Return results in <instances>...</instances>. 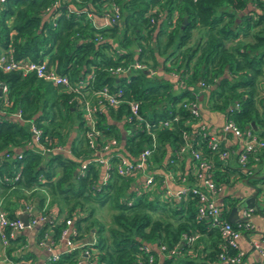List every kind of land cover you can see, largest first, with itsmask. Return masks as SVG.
Masks as SVG:
<instances>
[{
	"label": "trees",
	"instance_id": "obj_1",
	"mask_svg": "<svg viewBox=\"0 0 264 264\" xmlns=\"http://www.w3.org/2000/svg\"><path fill=\"white\" fill-rule=\"evenodd\" d=\"M53 1L1 0L0 51L10 47L14 59L34 61L47 55L48 65L66 74L72 84L81 80L84 85L81 93L66 92L31 71L0 69L5 86L0 92V193L12 188L17 197H24L20 191L30 189L37 208L47 211L56 203L59 211L63 209L61 219L38 224V239L47 229L53 240L58 239L66 218H74L72 238L93 232V242L61 252L53 264H76L84 250L89 264H133L145 258L141 246L159 243L167 248L178 244V252L159 259L150 248L152 264H220V253L235 254L208 219L196 216L195 197L176 200L162 195V180L166 170L188 173L189 159L176 154L184 132L193 147L221 165L199 140L195 118L182 102L196 100L200 111H220L240 128L253 121L255 128L251 127L264 139L259 94L264 91V0H113L120 18L107 25L92 24L87 14L100 16L111 0L61 1L46 13ZM134 60L144 68H130L125 74L109 71ZM170 72L177 77L163 76ZM199 81L206 89L195 96ZM102 86L110 92L120 88L125 99L138 100L139 115L150 123L172 120L170 127L155 129L152 145L143 122L127 120L125 102L103 105L94 115L101 136L114 137L123 154L130 157L144 146L151 149V190L135 187L138 180L120 176L113 168L105 182L99 180L76 97L94 99ZM17 111L19 117L14 115ZM30 124L40 130L39 142L53 149L40 153L29 147ZM57 145L66 151L54 149ZM257 157H249V162L264 166V150ZM240 173L226 165L216 168L214 177L227 183L230 175ZM249 182L264 185V177ZM104 204L112 209L108 225L93 214V205ZM183 233L196 238L187 242Z\"/></svg>",
	"mask_w": 264,
	"mask_h": 264
},
{
	"label": "built area",
	"instance_id": "obj_2",
	"mask_svg": "<svg viewBox=\"0 0 264 264\" xmlns=\"http://www.w3.org/2000/svg\"><path fill=\"white\" fill-rule=\"evenodd\" d=\"M1 1V0H0ZM61 1L68 0H54L52 4L46 7L45 12L49 13L54 11L55 7ZM72 6L68 5V10ZM55 14V13H53ZM91 18V22L94 25H107L116 22L120 18V9L118 4L111 0L107 3L104 11L99 16L101 22H96L91 15L87 14ZM91 16V17H90ZM97 38V37H96ZM95 38V39H96ZM130 68L141 69L144 65L136 60L126 65H118L114 68H110L112 74H125ZM0 69L2 71L19 70L22 74L27 72H33L37 77L44 81L50 82L53 85L60 86L66 92L81 93L80 87L84 85V81L79 80L72 84L66 74H61L56 71L54 65H48L46 59L34 61L30 59H14L12 49L10 47L0 51ZM151 73L153 70H149ZM171 75L175 78L177 75L171 72ZM206 89L203 81H199L197 89L194 91L195 96L197 93H201ZM5 90V86L1 85V91ZM122 90L117 88L115 91L110 92L106 86H102L97 90L94 95V99L85 98L83 96H77V104L80 108L84 130L83 137L86 145L92 151L94 161L97 166L103 168V173L99 177L101 182H105L108 178V169H112L116 174L120 176H128L135 178L139 182L134 185L137 188L143 190H151L154 187L153 170L154 163L150 159L151 149L148 146L142 147L133 156H127L119 151V144L114 137H102L101 131L95 124V112L99 107L113 106L116 107L119 103L125 102L128 109L127 120L130 123L137 125L140 121L143 122V129L148 133L152 139V145H154V131L157 128H168L172 125L171 119H159L155 123H150L143 119L139 115V101L134 98L125 99L122 97ZM181 105L188 110V112L194 116L195 120L194 128L196 134L200 137V141L205 143V146L220 160V166L217 167L211 156L205 155L200 149L192 146L189 138V133L184 132L182 134L183 142L176 149V154L181 156L185 154L189 159L188 173L183 172L181 169L166 170L163 172V190L162 195H171L176 200L184 199L190 195L195 197L196 202V216L204 217L209 220V224L217 228L219 235L225 241L226 245L235 248L237 251L235 254H229L223 251L219 254L220 264H237L240 263L243 258V251L238 247V239L241 236L247 235L253 228V222L251 221L252 207H242L237 210V220L230 222L225 218V214L228 211V202L219 195L222 189V183L218 182L214 177V171L216 168L223 169V166L235 167L240 170L241 173L237 175H230L228 177L229 182L232 179H243L250 175L260 174L264 168L256 161H250L249 157L256 160L257 155L264 150V139L256 134L250 124L243 128L238 127L231 119L224 117L221 126L217 131H211L207 122L201 115L200 105L193 101L182 102ZM237 107V105H234ZM19 117L18 111L14 113ZM176 119V118H174ZM32 133L31 142L28 143L29 147L45 153L53 148L46 147L43 143L39 142L40 130L33 124L29 125ZM230 135L235 140V145L232 148H228L223 145V141ZM57 150H65V147L57 145L54 147ZM230 155L232 159H230ZM114 157V161H112ZM84 163H81V168L84 167ZM188 174V175H187ZM189 179V180H188ZM168 181L179 184L175 191H170L167 184ZM258 195H262L264 198V185L257 183ZM261 197V196H259ZM225 211V213H224ZM18 213L12 216L8 215L5 208L0 206V242L3 246L9 243L19 229L23 227H32L40 223L45 218L44 209L33 211V205L30 202H22L18 208ZM20 213H25L27 217V223L24 225L19 218ZM71 223L70 218L65 219V225L61 231L60 236L65 239V243L69 249L75 247L73 245L72 236L76 233L74 226ZM181 238L187 242L196 238V234H181ZM42 243V240L40 241ZM86 243H81L80 246ZM250 246L257 251L260 256V260L253 264H264V234H261L258 239H251L249 241ZM178 244H174L172 247L167 248L163 243L149 246L144 244L141 249L145 252L144 259H137L133 264H152L153 256L149 252L150 248H155L156 255L162 256L171 255L178 252ZM87 256L86 250L84 254ZM57 254H53L50 259L56 260Z\"/></svg>",
	"mask_w": 264,
	"mask_h": 264
},
{
	"label": "crops",
	"instance_id": "obj_3",
	"mask_svg": "<svg viewBox=\"0 0 264 264\" xmlns=\"http://www.w3.org/2000/svg\"><path fill=\"white\" fill-rule=\"evenodd\" d=\"M157 8V6L155 7ZM161 18L164 17V12L159 11ZM96 22H101L100 17L93 18ZM197 32L195 31L193 36H197ZM195 38V37H194ZM166 78L175 79L174 76L171 75V72L163 75ZM259 94L263 97L264 103V91H260ZM201 115L205 119L208 124V127L211 131H217V129L221 126L223 121V113L220 111H208L203 109L201 111ZM223 145L228 148H232L235 145V140L233 137L228 135L226 140L223 141ZM233 155H230V159H232ZM264 170V168H263ZM262 170V172H263ZM103 168L101 166L98 167L99 177L103 173ZM261 172V173H262ZM260 173V174H261ZM259 175V174H256ZM264 177V176H263ZM259 178V177H258ZM262 178V177H260ZM244 179H232L231 182L222 183V189L219 193L221 197L228 202V208L235 203L237 198H240L241 195L248 196L253 188L249 187ZM248 178V183L250 184ZM257 179V178H256ZM170 191H175L179 184L174 183L172 181H168L167 184ZM250 186H257V184ZM11 189L6 190L5 192L0 193V206L7 209L12 210L13 214L18 213V208L22 202H30L33 205V211H38L39 208L36 207L37 197L35 195H30V189H23L22 192L24 197H17V192H11ZM257 189V188H256ZM13 190V189H12ZM42 191V189H40ZM256 203L258 204V208L254 209L251 213V221L253 222V228L251 231L247 233V235L241 236L238 239V247L243 251V258L240 263L237 264H253L256 261L260 260V256L257 251L254 250L249 241L251 239H258L261 234H264V211L260 212V210L264 207V198L258 196V192L255 195ZM5 206V207H4ZM6 209V208H5ZM6 209V210H7ZM42 209V208H41ZM45 220H54L61 219L63 217V209H60L56 203H52L47 207V211L44 210ZM73 219L71 218L70 225L74 226ZM39 224V223H38ZM38 224L32 227H23L19 229L16 235L9 240V243L3 246L0 242V264H53L54 260H51L50 257L53 254L59 255L61 252L69 250L68 246L65 243V239L63 237H59L56 240H53L51 237L50 230H45L41 238L36 237V230ZM42 240V243L40 241ZM94 235L93 232L88 230L86 233L82 232V235L78 238H72L73 245L80 246L81 243L89 244L93 242ZM154 247V245H152ZM155 250V248H153ZM157 257L161 259L163 256L158 254ZM57 260V259H56ZM76 264H89L87 261V257L85 255H81L80 259Z\"/></svg>",
	"mask_w": 264,
	"mask_h": 264
},
{
	"label": "water",
	"instance_id": "obj_4",
	"mask_svg": "<svg viewBox=\"0 0 264 264\" xmlns=\"http://www.w3.org/2000/svg\"><path fill=\"white\" fill-rule=\"evenodd\" d=\"M186 21V18L183 17L182 18V24ZM1 85L2 83L0 82V92H1ZM250 125L255 128V125L253 123V121L250 122ZM264 176V170L261 174L259 175H250L249 177H246L244 179V182L251 188H253V190L251 191V193L248 196H244L241 195L240 198H237V200L235 201V203H233L228 211L225 214V218L230 221V222H234L237 220V210L242 208V207H252L254 209H257L258 204L256 203V199H255V195L257 192V189L254 188L253 186H250V184L248 183V178H260ZM19 218L22 220L23 224L25 225L27 223V217L25 213H20L19 214Z\"/></svg>",
	"mask_w": 264,
	"mask_h": 264
},
{
	"label": "rangeland",
	"instance_id": "obj_5",
	"mask_svg": "<svg viewBox=\"0 0 264 264\" xmlns=\"http://www.w3.org/2000/svg\"><path fill=\"white\" fill-rule=\"evenodd\" d=\"M47 58V55H44V59ZM65 147V146H64ZM66 151V150H63ZM261 196V195H258ZM94 209V216L97 217L101 222L105 223V225H108L110 222V215L112 212V209L109 205L104 204L102 206L93 205Z\"/></svg>",
	"mask_w": 264,
	"mask_h": 264
}]
</instances>
